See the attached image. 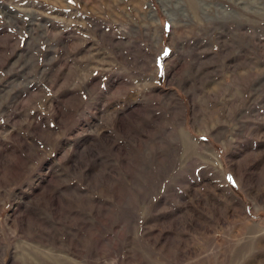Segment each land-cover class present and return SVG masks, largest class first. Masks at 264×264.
<instances>
[{"label":"rangeland","instance_id":"374dc122","mask_svg":"<svg viewBox=\"0 0 264 264\" xmlns=\"http://www.w3.org/2000/svg\"><path fill=\"white\" fill-rule=\"evenodd\" d=\"M0 264H264V0H0Z\"/></svg>","mask_w":264,"mask_h":264},{"label":"bare ground","instance_id":"6f19581e","mask_svg":"<svg viewBox=\"0 0 264 264\" xmlns=\"http://www.w3.org/2000/svg\"><path fill=\"white\" fill-rule=\"evenodd\" d=\"M193 4V3H192ZM245 6V5H244ZM194 7V6H193ZM253 230V229H252ZM251 231V230H250Z\"/></svg>","mask_w":264,"mask_h":264}]
</instances>
